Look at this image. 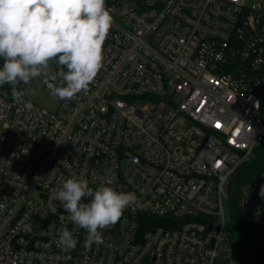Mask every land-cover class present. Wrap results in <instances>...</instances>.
<instances>
[{
  "label": "built area",
  "instance_id": "2783aa9c",
  "mask_svg": "<svg viewBox=\"0 0 264 264\" xmlns=\"http://www.w3.org/2000/svg\"><path fill=\"white\" fill-rule=\"evenodd\" d=\"M259 1L106 0L114 23L87 92L56 111L0 97V264H246L225 200L264 142ZM72 177L137 196L101 243L55 198ZM262 186L264 171L236 210L264 243ZM62 226L74 249L58 246Z\"/></svg>",
  "mask_w": 264,
  "mask_h": 264
},
{
  "label": "clouds",
  "instance_id": "9594fccd",
  "mask_svg": "<svg viewBox=\"0 0 264 264\" xmlns=\"http://www.w3.org/2000/svg\"><path fill=\"white\" fill-rule=\"evenodd\" d=\"M113 23L106 0H0V86L10 85L13 98L31 110L32 102L22 100L25 92L18 86L47 75L55 61L64 69L55 97L71 99L87 92L103 67V46ZM260 195L264 197V186ZM55 198L71 222L87 231L88 246L101 243L102 230L116 224L137 201L135 192L107 184L93 189L87 179L76 177L66 179ZM58 236L62 250L76 247L67 227Z\"/></svg>",
  "mask_w": 264,
  "mask_h": 264
},
{
  "label": "trees",
  "instance_id": "16d2710c",
  "mask_svg": "<svg viewBox=\"0 0 264 264\" xmlns=\"http://www.w3.org/2000/svg\"><path fill=\"white\" fill-rule=\"evenodd\" d=\"M2 63L3 61L0 59V66H2ZM25 88L26 85L18 86V90L25 91ZM0 97L8 100L14 99L10 85L0 86ZM261 113L264 120V93ZM255 152L251 163L243 166L236 173L232 181L230 197L225 200V208L230 210L231 213L227 223L229 239L233 248L246 264H264V243L260 232L253 228L236 210L237 195L241 189L248 181L258 177L264 171V142ZM148 218L154 226H166L172 220L156 217Z\"/></svg>",
  "mask_w": 264,
  "mask_h": 264
},
{
  "label": "rangeland",
  "instance_id": "374dc122",
  "mask_svg": "<svg viewBox=\"0 0 264 264\" xmlns=\"http://www.w3.org/2000/svg\"><path fill=\"white\" fill-rule=\"evenodd\" d=\"M251 2H253V0H251ZM257 4L262 5V9L264 10V0H260ZM63 70L64 69L59 68L54 61L50 62L47 75L34 78L28 85H26L24 91L25 95L23 97L49 111H56L62 99L55 97L53 91L62 83L60 72ZM47 82H53L55 87H48L46 84ZM226 213L227 216L230 217V210L227 209Z\"/></svg>",
  "mask_w": 264,
  "mask_h": 264
},
{
  "label": "water",
  "instance_id": "95a60500",
  "mask_svg": "<svg viewBox=\"0 0 264 264\" xmlns=\"http://www.w3.org/2000/svg\"><path fill=\"white\" fill-rule=\"evenodd\" d=\"M46 84L50 88H54L55 87L54 84H53V82H47ZM230 191H231V185L229 184L228 185V198L230 197Z\"/></svg>",
  "mask_w": 264,
  "mask_h": 264
},
{
  "label": "snow or ice",
  "instance_id": "6c2138e0",
  "mask_svg": "<svg viewBox=\"0 0 264 264\" xmlns=\"http://www.w3.org/2000/svg\"><path fill=\"white\" fill-rule=\"evenodd\" d=\"M217 126H219V125H217Z\"/></svg>",
  "mask_w": 264,
  "mask_h": 264
}]
</instances>
